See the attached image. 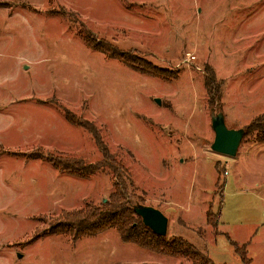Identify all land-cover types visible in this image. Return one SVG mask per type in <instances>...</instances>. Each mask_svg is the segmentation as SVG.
<instances>
[{"label": "rangeland", "instance_id": "rangeland-1", "mask_svg": "<svg viewBox=\"0 0 264 264\" xmlns=\"http://www.w3.org/2000/svg\"><path fill=\"white\" fill-rule=\"evenodd\" d=\"M88 33L178 76L110 60L87 47ZM218 114L245 131L235 157L211 149ZM260 126L264 0H0V264H190L115 230L77 242L52 234L62 213L109 200L102 147L127 171L130 204L167 218L168 240L214 264H242L231 242L246 244L250 264H264ZM60 157L98 172H61L51 162ZM220 205L216 233L206 213Z\"/></svg>", "mask_w": 264, "mask_h": 264}, {"label": "trees", "instance_id": "trees-1", "mask_svg": "<svg viewBox=\"0 0 264 264\" xmlns=\"http://www.w3.org/2000/svg\"><path fill=\"white\" fill-rule=\"evenodd\" d=\"M84 42L91 50L104 55L110 60H115L121 64L134 69L135 71L154 78L171 81L177 78V74L158 68L152 63L133 56L127 52L119 50L117 47L104 40L96 39L92 34H84ZM211 78L214 80L212 73ZM206 90L211 100L213 96V82L206 80ZM68 122L79 126L85 131L93 134L96 142L100 143L97 131L94 126L77 121L73 116L67 115ZM251 129V127H249ZM259 129V142L264 143V126ZM105 160L112 161L110 168L113 171V191L110 193L109 200L100 207H87L81 211L72 213H62L59 217V225L52 228V234L69 236L73 242L82 238H93L102 235L109 230H115L123 243H131L141 249L166 256L172 259H181L190 264H214L208 256L199 251L193 244L182 238L168 240L167 237H159L147 228L141 217L136 213L135 208L129 202V185L126 181L127 171L121 164L115 163L109 156L107 148L102 147ZM51 162L61 172L87 178L98 172L96 166L85 165L82 160L68 157L53 159ZM128 180V178H127ZM219 186V181L216 184ZM220 189V188H219ZM222 191V188H221ZM222 203V202H221ZM221 219V205L217 216H213L210 211L206 213V226L213 232L218 233ZM235 252L241 257L242 264H250L251 260L247 257V246H239L231 242Z\"/></svg>", "mask_w": 264, "mask_h": 264}, {"label": "water", "instance_id": "water-1", "mask_svg": "<svg viewBox=\"0 0 264 264\" xmlns=\"http://www.w3.org/2000/svg\"><path fill=\"white\" fill-rule=\"evenodd\" d=\"M212 129L215 133L214 143L211 146L212 151L235 157L245 131L228 129L225 125L224 116L221 114L213 118ZM135 211L141 217L144 225L155 235L159 237L167 235L168 220L161 212L151 208H136Z\"/></svg>", "mask_w": 264, "mask_h": 264}, {"label": "crops", "instance_id": "crops-1", "mask_svg": "<svg viewBox=\"0 0 264 264\" xmlns=\"http://www.w3.org/2000/svg\"><path fill=\"white\" fill-rule=\"evenodd\" d=\"M220 222H221V219H220ZM206 225V224H205ZM218 230H219V228H218Z\"/></svg>", "mask_w": 264, "mask_h": 264}]
</instances>
